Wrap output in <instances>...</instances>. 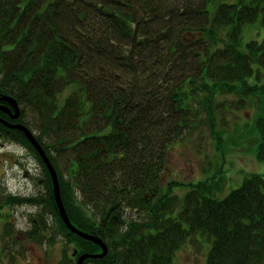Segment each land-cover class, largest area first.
<instances>
[{
  "label": "trees",
  "instance_id": "16d2710c",
  "mask_svg": "<svg viewBox=\"0 0 264 264\" xmlns=\"http://www.w3.org/2000/svg\"><path fill=\"white\" fill-rule=\"evenodd\" d=\"M261 13L264 23V0H0V105L13 110L12 96L20 107L17 118L0 108V118L35 134L70 220L106 243L84 264H175L197 233L213 236L207 264H264L263 173L221 198L207 179L187 182L182 198L162 183L173 144L203 120L222 146L218 111L230 96L237 107L262 99L264 160V37L243 48L244 26ZM0 137L34 155L43 182L35 194L3 196L5 241L15 230L2 209L29 204L37 211L26 235L61 236L60 264L101 253L60 216L24 131L0 122Z\"/></svg>",
  "mask_w": 264,
  "mask_h": 264
},
{
  "label": "rangeland",
  "instance_id": "374dc122",
  "mask_svg": "<svg viewBox=\"0 0 264 264\" xmlns=\"http://www.w3.org/2000/svg\"><path fill=\"white\" fill-rule=\"evenodd\" d=\"M263 37L261 13L256 21L244 26L243 48H246L248 41H261ZM251 80L254 81L253 78ZM229 98L231 101H226V106L232 107L218 111L217 127L222 133V146L217 147L216 138L211 128L206 126L205 120L193 132L177 140L170 149L168 170L162 178L166 190L171 189L182 198L190 189L187 182L197 183L207 179L210 193L221 198L240 186L248 173L264 174V160L257 157L261 140L256 124L262 112V99L249 98L245 106L237 107L233 102L237 97ZM41 177V166L31 152L0 137V201L7 193L35 194L43 188ZM173 180L178 183L170 187ZM35 211L36 207L29 204L2 209L12 222L15 232L12 239L6 242L3 228L5 222L0 219V264H60L66 245L61 236H57L56 241L50 244L48 241L36 242L25 233L31 228ZM196 235L190 236L175 253V264H207L213 236ZM14 236L18 238L15 240ZM13 253L14 257L11 256Z\"/></svg>",
  "mask_w": 264,
  "mask_h": 264
},
{
  "label": "water",
  "instance_id": "95a60500",
  "mask_svg": "<svg viewBox=\"0 0 264 264\" xmlns=\"http://www.w3.org/2000/svg\"><path fill=\"white\" fill-rule=\"evenodd\" d=\"M4 99L12 105L13 110L9 106H6V105H0V108L3 109L4 111L10 113L11 117L17 118L20 115V107H19L17 100L12 96H5ZM0 122L5 123L6 125H8L11 128H18L20 130H23L24 133L26 134V136L31 141V143L35 146V148L39 152L41 158L43 159L44 163L46 164V166H47V168L51 174L53 188H54V197L56 199V202H57V205H58V208L60 211V216L62 217V219L64 220V222L68 226V228L71 231L80 235L81 237L95 241L96 243L101 245V247L103 249V251L101 253L95 254V255L82 254L78 257L77 264H84L83 263L84 259L87 257H90V256H103V255H105L108 251V247H107L106 243L103 242V240L99 236H97L93 233L86 232V231L78 228L70 220V218L67 214L65 205H64L63 200H62L57 170H56L55 166L53 165L52 161L50 160L49 156L47 155L45 149L43 148L41 143L36 138L35 134L23 123H10V122L2 119V118H0Z\"/></svg>",
  "mask_w": 264,
  "mask_h": 264
},
{
  "label": "bare ground",
  "instance_id": "6f19581e",
  "mask_svg": "<svg viewBox=\"0 0 264 264\" xmlns=\"http://www.w3.org/2000/svg\"><path fill=\"white\" fill-rule=\"evenodd\" d=\"M34 146V145H33ZM35 147V146H34Z\"/></svg>",
  "mask_w": 264,
  "mask_h": 264
}]
</instances>
